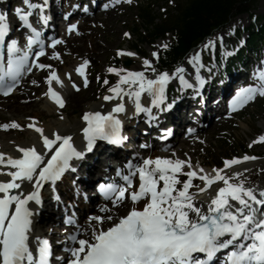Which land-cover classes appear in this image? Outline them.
I'll use <instances>...</instances> for the list:
<instances>
[{
	"label": "snow or ice",
	"instance_id": "1",
	"mask_svg": "<svg viewBox=\"0 0 264 264\" xmlns=\"http://www.w3.org/2000/svg\"><path fill=\"white\" fill-rule=\"evenodd\" d=\"M24 4L27 11L20 7L15 9L20 21L30 29L24 49L18 46L16 39L6 41L10 27L6 15L0 14V48L6 45L7 50L6 68L4 55L0 52V92L4 95H9L16 88L25 71H32V67L51 68V65L38 62L39 57L46 54L45 45L41 32L29 23L34 9H40L39 19L47 23V17L43 15L47 0L43 4L24 0ZM76 27V24H70L68 31L72 32ZM60 43V39H51L50 46L55 48ZM34 45L39 50L34 53L36 59L29 65L30 50ZM212 46L214 44L211 40L204 45L205 48ZM163 47L167 48V45ZM117 54L122 53L118 51ZM153 55L157 56V53ZM54 56L59 58V53H54ZM199 60V53L189 59L197 71L196 85L185 79L183 67H177L172 73L157 72L147 59L143 64L146 69L156 73L154 78L146 77L142 71H128L126 75H121L117 84L109 89L113 95L104 96L105 100L119 97L121 102L107 114L91 112L83 116L86 121L82 129L87 141L86 150H91L97 138L111 143H120L124 139L120 134L121 122L114 113L125 111V95L134 104V114L147 113L153 118L151 107L141 103L143 93L148 94L152 106L163 110L161 105L166 99L165 88L173 77L179 79L182 87L203 85L204 81L199 75V68L202 67ZM88 63L85 60L76 68V72L85 77V86L88 83L85 76ZM108 71L119 74L126 70L109 67ZM254 76L258 82L236 92L229 105L231 110L243 107L257 96L264 97V69L257 70ZM46 79L49 85L52 81L62 84L55 70ZM104 83H108L107 79ZM122 84L127 86V90L121 87ZM73 87L77 86L73 83ZM47 94L63 106L62 98L51 86ZM0 127L18 128L20 125L11 122L10 125ZM29 127L34 125L30 124ZM35 130L41 135L44 149L50 152L47 158L34 145H17L18 152L22 153L17 158L0 153V175L10 177L8 180H0V264H49L51 253L46 239L37 238L35 253L28 244L31 217L34 215L29 203L39 204L42 185L59 180L64 171L71 167L69 162L83 155L74 147L70 136L53 133L54 138H49L44 135L42 128L36 127ZM192 131L189 129V132ZM258 141L264 142V135L259 136ZM243 159L254 157L244 156ZM238 162V158L225 160L224 167L228 168ZM185 166L189 169L187 172L183 171ZM128 167L133 171L123 176L126 185L108 184L100 185V188L105 198L112 199L114 196L115 202L129 197L134 204L146 200L143 208L133 207L126 216L119 218L117 223L106 230L93 228L91 240L78 239L77 234L70 235L69 239L78 243L79 247L69 249L73 257L69 264H216L217 255L221 252L225 257L222 264H264V189L246 187L243 180L233 181L232 177L223 174V169H213L215 174L210 175L202 167H194L190 159L148 157L138 165L129 162ZM178 174L186 176V179L181 181ZM134 175L139 178L135 189L132 181ZM234 176L238 177L240 173ZM194 178L203 182V187L197 186L200 193L217 181L223 182V186L210 198L206 209L196 203L197 197L189 191L193 187ZM25 181L32 186V190L26 194L22 190ZM178 184L182 187L177 188ZM90 219L103 223L105 219L112 220V217L93 216ZM69 222H72L71 219Z\"/></svg>",
	"mask_w": 264,
	"mask_h": 264
},
{
	"label": "bare ground",
	"instance_id": "2",
	"mask_svg": "<svg viewBox=\"0 0 264 264\" xmlns=\"http://www.w3.org/2000/svg\"><path fill=\"white\" fill-rule=\"evenodd\" d=\"M125 3H121V6ZM76 5H74L75 8ZM72 8H70L72 10ZM67 9V7H66ZM61 8H58V10L55 12L54 18L49 24L50 26H55L56 19L60 17L61 15ZM122 10H120L121 12ZM74 13V11H72ZM127 12V8L124 5V16ZM119 13V12H118ZM112 18H116L119 20L118 15L115 14V10H111L108 12H93L92 17L91 16H77L76 18H72L69 20V24H76V29L72 32H69L66 29L64 30V36L65 41L64 43L57 44L55 49L59 51V58H49L47 61L48 65H51V68H45L40 72L34 73L30 72L21 82L22 91L17 92L15 91L8 97H0V121L3 122H10L15 121L17 122L20 127L13 128L9 127L7 129L0 128V153H6L7 156L10 155H17L19 156L22 153H19L17 150V145H20L22 147H31L35 146L38 151H41L45 154H47L46 158L49 156V151H42V146L40 143L41 135L38 133L35 129L29 128L28 123H33L30 119H36V120H46V117L49 118H58L59 113L56 111L58 110V107L54 104L53 101H51L47 94H45L43 97L45 98L44 106L39 105V102L42 101L41 91L42 88L46 87H52L53 90L55 87L52 85H49L48 81L46 80V77L49 72L55 70L60 71L61 68H65L64 72L60 73L62 75V78L67 82L65 79V74L70 73L71 78L73 79V83L76 85L80 83V86L82 85V81L79 78V76L76 74L75 66L79 63H76V65L72 66L73 62L76 60V62H79L83 59V57L88 58L90 64H95L96 60L98 61V56L105 54L109 50V46L111 43L115 45L118 39L121 41L128 40V38H131L130 32L133 30V32L136 36L138 34V31L132 30L127 28V25L125 23L126 16L123 18L124 22H120L118 26H115L113 22L110 20ZM82 19V20H81ZM59 21V19H58ZM57 21V23H58ZM240 23V20H232L230 24L227 25L226 29L224 31L216 32V36L221 35L223 36L234 24L237 25ZM122 24V26H120ZM59 25V24H58ZM64 24V28H65ZM123 28V31L126 30L128 35H125L123 31H121ZM128 30H127V29ZM125 32V33H126ZM123 33V35H122ZM114 34L116 39H112L111 35ZM124 36V38H123ZM213 37H215L213 35ZM212 37V38H213ZM123 38V40H122ZM212 38L210 40H212ZM132 39V38H131ZM209 40V41H210ZM134 43L127 44L126 49L129 46H132ZM119 48V45L115 47ZM156 48V47H155ZM193 55V54H192ZM45 60H47L46 56H43ZM193 57L190 54V57L183 61L182 64L179 67L184 68V73H189L191 69V64L189 63V59ZM96 59V60H95ZM101 60V59H100ZM99 60V61H100ZM264 65V60L262 62ZM69 65V67H67ZM138 68L142 72H146L148 69L144 66L142 67L141 61H138L137 63ZM71 67V68H70ZM88 69V67H87ZM136 68V70H139ZM139 71V72H140ZM61 72V71H60ZM91 77V76H90ZM30 79V83H27L26 81ZM35 81V83H33ZM59 91L62 93L63 97V106L64 108L63 113L65 114L64 121H57L53 120L51 122H44L42 124L38 123L37 127L42 128L44 135L48 136L49 138H54L53 133L59 134L61 136L70 134L72 136L71 142L74 143L80 136L81 132L80 129L83 126V124L80 122V119L76 118L74 114L72 115L76 109H82L84 112H107L108 108L109 110H112V108L117 104L118 97L111 99V100H105L100 99L98 102L90 103L88 101V98L90 97V91L87 93H84L83 88L80 90H75L73 85L70 87L69 85L64 86L63 89H59ZM108 95H113V93H109ZM29 97L28 101L23 100L24 97ZM38 98V99H36ZM114 101L116 104H113L111 107L110 102ZM109 106V107H108ZM70 108L71 112H66V108ZM108 107V108H107ZM190 115L188 117H182V122H187V119H189ZM175 116H173V119ZM62 119V120H63ZM208 120L210 123H208ZM264 120V117H263ZM208 127H206V130H202L203 132L207 133L206 135H203V139H208L209 135H212L214 132V129L217 127V123H212V116L211 113L208 111L206 115V120ZM37 124V123H35ZM184 125H182L181 128H183ZM203 128V127H202ZM18 135V136H17ZM261 135H264V132L261 133ZM260 135V136H261ZM259 137V136H258ZM257 142L253 145H260L263 150H259L256 153L248 154L252 157H254L253 160L241 163L233 168H230L229 170L223 172V174L232 177L233 181H239L243 180L245 181L246 187H251L256 190L264 189V172L261 171V173L258 176V185L255 183V180L253 179V173L254 169L257 165L262 166L264 164V142H259L258 139ZM188 142V138H185L181 141V145H179L177 152H181L183 149V146ZM156 152V150L154 151ZM126 154V153H124ZM154 153H148V157H153ZM194 154L192 152L189 153L188 159L191 160L192 164L196 163V160L193 156ZM6 156V157H7ZM106 155L100 154L98 150H92L90 153H86L81 160L77 162V172L76 176L78 177V180L89 182L90 178L95 176L101 171V166L104 162H106ZM5 157V158H6ZM207 163L206 161H203L202 164ZM206 173L210 175H214L215 173L211 171H206ZM235 173H240V176L236 177L234 176ZM10 177L6 175H0V180H8ZM194 181H198L197 179H193ZM263 184V185H262ZM219 185V183H215L211 189L201 194L197 191V188L195 189V196L197 197L196 203L198 205L202 204L204 208L208 206V202L211 197H213L216 194L217 189L215 187ZM222 186V184H220ZM22 187L24 188L23 192L26 194L27 192H30L32 190L31 184L28 182H24L22 184ZM202 187V184L199 186ZM58 191L60 192L59 198L52 199L51 193L46 192L41 194V202L38 205H32L33 202L29 203V207L33 210L34 215L31 217L32 221L37 216L39 217V221L36 222V225L34 228L30 230L29 233V240L33 241L37 238H43L47 237L49 238L53 243H55V246H63V242L65 239H67L66 235L68 234V228L65 227V225H62L60 228L56 227L55 222H61V216H55V213H59L65 206V202L69 204L71 203V206L75 209L77 213H79L80 219H78L77 226L73 230H71L70 233L76 232L78 234H81L83 238L89 239L92 237V230L93 228L99 229L102 224L107 223L108 221H112L116 215L123 209L124 205L126 204L125 201H119L112 202L110 205L106 208L100 207V205H93L91 206V199L90 200H81L79 199V194L76 192L75 189L70 188L69 183H67L64 180H61L59 183H57ZM198 195H201L198 197ZM70 200L68 201V198ZM209 199L208 201H204V199ZM66 207V206H65ZM57 210L55 211L54 209ZM106 209V210H104ZM68 208L66 207L64 211H67ZM99 215L101 217H107L111 216L112 220L105 219L103 223H99L97 221L91 220L90 218L93 216ZM82 222H84V226L81 225ZM61 224V223H60ZM57 236H62L61 239ZM79 238V237H78Z\"/></svg>",
	"mask_w": 264,
	"mask_h": 264
},
{
	"label": "rangeland",
	"instance_id": "3",
	"mask_svg": "<svg viewBox=\"0 0 264 264\" xmlns=\"http://www.w3.org/2000/svg\"><path fill=\"white\" fill-rule=\"evenodd\" d=\"M176 3H177V0H168V1H166L165 4H162L160 2V3H158V5H154V12L160 18H163L165 15H163V13L161 12L160 6H166L167 13H171L172 10L175 8ZM140 4H142V1L137 2L136 5H133L132 7L128 8L127 12L125 14L126 19L124 20L126 25H127V28L130 30H132L131 28H133L135 25H138L140 27V31L138 32L137 36L134 34L136 32H133V30H132L130 32V34L132 35L131 36L132 39L128 38V40H126V42L118 39L117 42L115 43V45H113L112 43L110 45H108L109 50L105 54L98 56V59L99 60L101 59L100 61L99 60L97 61L95 59L96 62H95V64H93V66L91 68L92 79L93 80L95 79L93 81L94 85L93 86L91 85L90 86L91 88L89 90L84 91V93H87L88 91H90L91 95L88 98V101H90V103H95L98 101V99H100V97L97 96V94H98L97 91L99 88V83H96L97 77L99 79H103V77L105 75H107L106 73L108 71V68L110 67V64L113 62L114 57L118 56L120 60H123L126 57V56H123L121 54L118 55L117 54L118 51L125 50V53L126 52L127 53L128 52L133 53V55H131L132 59H133V64L127 69L122 64H120L119 67H117L116 69L126 70V71H121V72H119V74L114 73L116 79H118L120 75H126L127 72L130 71L131 69L138 68V65H137L138 61L143 62L145 59H147V60L151 61V63H153L152 62L153 60L151 58L152 50L155 49V52L161 51V49H162L161 47H163L164 44L169 43L168 42L169 37L166 36L162 39L155 41L151 45H147V44L140 45L141 48L146 53L145 58L142 57L141 55L135 54L133 51H130L129 49H126L125 46H127V44L135 43L141 35L148 33V30H146L145 25L142 24L140 21H138V19L136 17V12L138 11ZM115 14L118 15L119 20H117L116 18H112L110 21L113 22V24L115 26H118L120 24V22H124L123 18L125 16H124V13L119 14L118 12H115ZM173 14H175V13H173ZM251 14H252V16H249L246 14H239V15L235 16L232 20H240V23H238L237 25L234 24L232 27H235V28H238L239 26L245 27V26H247V24L249 23V21L253 17L264 18V0H258L256 2V4L254 5V7L251 10ZM120 26H122V24ZM121 31H123V28ZM125 32H126V30L123 31L124 34H125ZM123 33H122V35H123ZM111 38L116 39L114 34L111 35ZM123 38H124V36H123ZM123 38H122V40H123ZM226 39H228V38H226ZM226 39L224 38V40H226ZM117 45H119V48L115 49V47ZM263 49H264V43H263ZM71 65H74V62ZM67 67H69V65H67ZM64 69H65L64 67L61 68V71L63 72ZM27 82H30V81H27ZM23 100L28 101L29 97L25 96L23 98ZM44 101H45V99H42V101L39 102V105L44 106ZM56 111L59 113V116L56 119L46 117V120L44 119V120L37 122L35 119H31V121L33 123H37L36 125H38V123L42 124L44 122H47L48 120H49L48 122H51L54 119L57 121H64L65 114L61 110H56ZM68 111L71 112L70 108L67 107L66 112H68ZM81 113H82V109H76L71 114L72 115L74 114V116L79 119ZM263 117H264V98H259L255 103L248 106L245 109V111L242 113V115H239V117L234 116L231 118H226L221 123V125H219L216 128L214 134L212 136H210L207 140L206 139L203 140V139L199 138L200 139L199 141H197V142L193 141L192 143L189 142L187 145H185L184 149L182 150V153H183L182 155L184 157L179 156V159L186 160L185 154L187 155L188 153L192 152L194 154L193 156H194L195 160L198 162L205 160L209 164H211L213 162H218V164L220 162V164H221L224 160H227V158L239 156V155L246 153V152L256 153L259 150H263V148L260 145L250 146L252 144V142L255 141L258 136H260V133L264 132V120L262 119ZM244 120H248L251 122L252 127H253V129L256 130L255 132L257 134H254V133L249 134L248 131L245 130V129H247V126L245 129L243 128L244 124L242 121H244ZM11 122H14V121H11ZM4 124H8V123H5V122L0 123V125H4ZM177 138H178V136L175 139H177ZM201 167L203 169H207V167H204V166H201ZM185 168H186V166H185ZM263 169H264V164L262 166L257 165L254 169L253 178H254L255 183L257 185L259 184L258 183V176ZM197 185L198 184L196 183L195 186H197ZM125 209L126 208L121 210V212L119 214H122L125 211Z\"/></svg>",
	"mask_w": 264,
	"mask_h": 264
},
{
	"label": "trees",
	"instance_id": "4",
	"mask_svg": "<svg viewBox=\"0 0 264 264\" xmlns=\"http://www.w3.org/2000/svg\"><path fill=\"white\" fill-rule=\"evenodd\" d=\"M256 0H181L176 15L161 24L154 22L152 9L145 5L140 18L152 27L151 35L156 37L171 31L173 42L160 55L158 68L165 69L175 64L178 57L193 44L201 40L212 29L223 26L237 13L246 12ZM254 28L257 25H253ZM253 28V29H254ZM264 34V27L262 28ZM240 35V33H238ZM254 37V36H252ZM130 60L126 61L129 64Z\"/></svg>",
	"mask_w": 264,
	"mask_h": 264
}]
</instances>
